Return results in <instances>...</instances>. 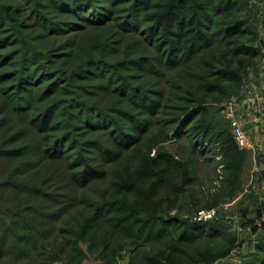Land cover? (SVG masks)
Returning a JSON list of instances; mask_svg holds the SVG:
<instances>
[{"label": "rangeland", "instance_id": "374dc122", "mask_svg": "<svg viewBox=\"0 0 264 264\" xmlns=\"http://www.w3.org/2000/svg\"><path fill=\"white\" fill-rule=\"evenodd\" d=\"M261 23L264 0H0V264H206L230 237L208 264H260L247 134L234 162L195 127L233 131L221 71L250 77Z\"/></svg>", "mask_w": 264, "mask_h": 264}, {"label": "crops", "instance_id": "0c3cea01", "mask_svg": "<svg viewBox=\"0 0 264 264\" xmlns=\"http://www.w3.org/2000/svg\"><path fill=\"white\" fill-rule=\"evenodd\" d=\"M256 46L262 49L259 60L250 77L242 80L235 94V116L245 130L250 147L248 153L251 180L258 184L250 189L255 192L253 200L244 205H255L264 199V23L258 25ZM261 203V202H260Z\"/></svg>", "mask_w": 264, "mask_h": 264}, {"label": "trees", "instance_id": "16d2710c", "mask_svg": "<svg viewBox=\"0 0 264 264\" xmlns=\"http://www.w3.org/2000/svg\"><path fill=\"white\" fill-rule=\"evenodd\" d=\"M182 20L181 19H176V23L178 25L179 28L182 27L181 23ZM236 31L238 32H244L245 29L242 28H235ZM249 30V29H248ZM253 32V31H251ZM179 34H181V32H179ZM228 34H232V32H228ZM253 40H255V37L253 38ZM242 52L246 53L247 56H249L250 58L255 56L258 53V49H256L255 47H244L241 49ZM243 64V63H241ZM240 69H225L222 70V74H224L225 78H227L228 80L234 82V83H240L242 81V77H241V73H240ZM212 88V87H211ZM44 123V121H42ZM43 123L41 124L43 127ZM197 129L198 132L204 134V136H206V138H208V140H216L219 141V143H221V148L224 152V154L228 157L229 160L235 162V159L238 157L239 154V147L234 139L233 133L231 131V129H228L226 132H224V130L226 129H218L215 130L213 128H211L210 126H200V127H195ZM45 129V128H43ZM129 142V140L127 138L122 139V142ZM121 142V143H122ZM123 144V143H122ZM158 159L162 160V161H166V160H170L171 161V156L165 153H160L158 155ZM158 159L154 160V163L156 164V166H160V162L158 161ZM84 175L85 180L88 178H94L97 176H101V173H93L90 177H89V172H86ZM80 184H83V182H85L84 180H79ZM214 219L207 221V222H197V221H192L189 226V230L190 232H193V235H199L201 233H207V229L210 228V226H216L214 224ZM213 221V223H211ZM217 227V226H216ZM237 238L236 237H230L227 240V245L224 249H220L217 251H210V250H200L198 252L199 255V259L203 262V263H211L214 260H218L221 258L226 257L227 255H229L231 253V251L234 249L235 244H236ZM260 264H264V259L260 262Z\"/></svg>", "mask_w": 264, "mask_h": 264}, {"label": "built area", "instance_id": "2783aa9c", "mask_svg": "<svg viewBox=\"0 0 264 264\" xmlns=\"http://www.w3.org/2000/svg\"><path fill=\"white\" fill-rule=\"evenodd\" d=\"M226 107L228 108L231 106L228 105ZM228 115H229V117L232 118L231 119V125H232V129H233L232 133H233V136H234V139H235L237 145H240V146L245 145L246 144V137H245L243 128L240 125V122L235 117H233V113L229 110H228ZM215 216H216L215 210H209V211L202 210L196 216V220L208 221V220H211L213 218H216Z\"/></svg>", "mask_w": 264, "mask_h": 264}]
</instances>
